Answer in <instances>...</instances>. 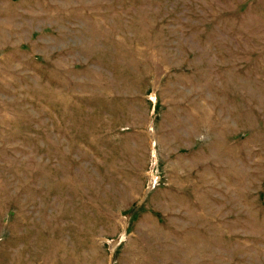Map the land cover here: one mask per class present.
Listing matches in <instances>:
<instances>
[{"label":"rangeland","instance_id":"rangeland-1","mask_svg":"<svg viewBox=\"0 0 264 264\" xmlns=\"http://www.w3.org/2000/svg\"><path fill=\"white\" fill-rule=\"evenodd\" d=\"M0 264H264V0H0Z\"/></svg>","mask_w":264,"mask_h":264}]
</instances>
